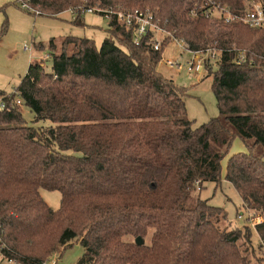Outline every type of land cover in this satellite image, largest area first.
I'll return each mask as SVG.
<instances>
[{
    "label": "trees",
    "instance_id": "obj_1",
    "mask_svg": "<svg viewBox=\"0 0 264 264\" xmlns=\"http://www.w3.org/2000/svg\"><path fill=\"white\" fill-rule=\"evenodd\" d=\"M243 1L19 0L51 17L77 6L149 11L190 50L216 54L215 67L207 60L203 69L220 115L197 126L187 117L188 88L157 69L169 37L155 50L151 35L135 43L111 23L100 46L74 36L40 44L50 68L30 63L0 109L3 260L43 264L76 239V264L264 263L251 228L230 227L226 212L199 196L205 183L219 184L239 137L247 150L228 157L224 179L262 218L254 228L264 243V27L210 13L215 4L238 14ZM6 31L5 20L0 37ZM15 95L33 124L11 104ZM41 188L60 192L57 209Z\"/></svg>",
    "mask_w": 264,
    "mask_h": 264
},
{
    "label": "rangeland",
    "instance_id": "obj_2",
    "mask_svg": "<svg viewBox=\"0 0 264 264\" xmlns=\"http://www.w3.org/2000/svg\"><path fill=\"white\" fill-rule=\"evenodd\" d=\"M9 4L3 8L2 16L7 22V31L0 37V94H11L19 84L21 77L25 74L30 63L45 61L46 68L51 65L50 52L46 48H39L40 44H47L50 39L60 43L68 36L86 37L94 41L96 46H100L102 40L108 35V20L99 13L86 12L79 18L82 24H75L72 21L77 17L70 10H65L58 17L38 15L26 10L19 0H7ZM121 8V7H117ZM128 9V8H124ZM144 10V9H141ZM219 14L220 12H214ZM162 34H158V39ZM164 43V41H163ZM24 46L28 50H24ZM164 46V45H162ZM162 48V47H161ZM211 52H213L211 50ZM211 57L208 61L215 67V53H208ZM48 56L46 60L41 59ZM193 57V54L183 50L179 44L169 40L162 53L157 69L166 77L172 78L177 84L187 87L185 96V107L187 117L194 121L197 126L206 122L211 117L219 116L214 94L211 90V76H207L205 70L198 74L188 73L185 67H170L166 61L173 59L185 64ZM20 111L28 124H33V113L31 110L21 105ZM48 125L49 121L44 120L35 125ZM247 150L245 143L239 137H235L230 145L229 152L221 161V176L219 184L207 182L199 192L201 198H207L209 203L221 207L227 215V223L230 227H241L244 224L252 230V245L257 255L264 254V243L260 240L254 225L257 221L249 210L243 208L242 201L235 188L224 179L225 166L228 157L237 152ZM264 160V156H263ZM40 194L43 200L53 209L60 205V192L57 190H46L41 188ZM253 219V220H252ZM252 220V221H251ZM247 222V223H246ZM149 242V238L145 239ZM259 244L261 245L259 249ZM60 250V248L58 249ZM83 248L74 239L72 244L58 252L51 254L48 260H53L55 264H76ZM0 264H11L3 260L0 255ZM264 264V263H262Z\"/></svg>",
    "mask_w": 264,
    "mask_h": 264
},
{
    "label": "built area",
    "instance_id": "obj_3",
    "mask_svg": "<svg viewBox=\"0 0 264 264\" xmlns=\"http://www.w3.org/2000/svg\"><path fill=\"white\" fill-rule=\"evenodd\" d=\"M243 3L244 11L238 14H231L229 13L228 7L215 4H213V9L210 13L213 15L215 14V11L220 12L219 14H222L226 20L237 19L244 22L249 27H264V2L260 0H244ZM22 6L25 7L27 11L34 12V14L38 13L25 3H22ZM68 10H70L75 15H82L86 12L102 14L108 20L109 24L118 23L123 25L126 30L130 31L135 43H138L141 37L151 35L153 40V48L155 50H158L162 44V41L169 37L170 40H173L175 43L179 44V46L183 50H187L189 53L193 54V57L185 64H181L179 61L173 59L168 60V62L166 61V64L170 67H185V70L188 73L198 74L201 70H203L204 62L208 59L209 55L207 54L214 53L211 52V49H207L205 51L190 50L188 44L186 43V41H184V39L177 38L171 35L168 31L163 30L154 21L152 14L147 10L101 8L99 5L89 7L77 6L72 7ZM158 34H162V39H158ZM23 49L28 50V47L24 46ZM47 58L48 56H44L41 59L46 60ZM210 59L211 57L209 56V60ZM9 95L10 94L6 93L0 94V109H5L7 107L8 102L6 99L9 97ZM11 104L20 107L22 105V100L18 95H15L13 101H11ZM256 219L257 221L253 223L261 222L262 220L260 216H257ZM43 264H55V261L52 260L50 262V260L47 259Z\"/></svg>",
    "mask_w": 264,
    "mask_h": 264
},
{
    "label": "crops",
    "instance_id": "obj_4",
    "mask_svg": "<svg viewBox=\"0 0 264 264\" xmlns=\"http://www.w3.org/2000/svg\"><path fill=\"white\" fill-rule=\"evenodd\" d=\"M7 4H9L7 0H0V29H1L2 24L5 22V17H3L1 13L3 11V8H5ZM8 263L17 264V263L10 262V261H8Z\"/></svg>",
    "mask_w": 264,
    "mask_h": 264
},
{
    "label": "water",
    "instance_id": "obj_5",
    "mask_svg": "<svg viewBox=\"0 0 264 264\" xmlns=\"http://www.w3.org/2000/svg\"><path fill=\"white\" fill-rule=\"evenodd\" d=\"M142 242H143V240L140 237H137L136 238V243L137 244H141Z\"/></svg>",
    "mask_w": 264,
    "mask_h": 264
}]
</instances>
